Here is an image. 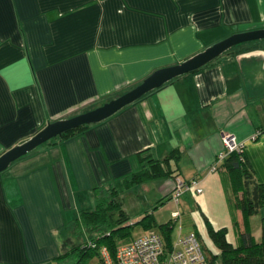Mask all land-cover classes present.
Here are the masks:
<instances>
[{
    "label": "crops",
    "instance_id": "crops-1",
    "mask_svg": "<svg viewBox=\"0 0 264 264\" xmlns=\"http://www.w3.org/2000/svg\"><path fill=\"white\" fill-rule=\"evenodd\" d=\"M261 28L264 0H0V154L46 121L79 114L155 69ZM222 133L242 144L247 169L264 184V39L234 46L10 163L0 172V264H56L81 242L67 247L74 220L94 209L101 190L122 188L140 167L138 153L160 160L173 149L178 178L195 179L199 188L213 174L219 186L225 182L230 202L220 199L219 207L222 216L234 211L226 237L237 245L242 215L232 206L230 175L216 160ZM188 193L204 189L181 195ZM262 217L264 205L246 220L254 242Z\"/></svg>",
    "mask_w": 264,
    "mask_h": 264
},
{
    "label": "trees",
    "instance_id": "trees-1",
    "mask_svg": "<svg viewBox=\"0 0 264 264\" xmlns=\"http://www.w3.org/2000/svg\"><path fill=\"white\" fill-rule=\"evenodd\" d=\"M87 125L77 126L54 138H67L81 131ZM145 151H142V153ZM140 154L141 152L138 153L140 167L123 180V189H130L134 185H139L155 178L169 177L175 180L177 175L170 166V160H176V149L170 150L160 160L152 158L149 153L145 154L144 157H141ZM218 162L222 164L230 175L231 202L232 206L238 209L242 215L243 230L238 233L239 243L232 245L226 239L225 227L213 229L207 225L208 237L217 253H212L211 250L201 246L204 252V264H264V217L260 220V239L258 242L253 241L252 235L246 227L247 218L255 214L264 205V184L257 183L252 178L242 158L241 151H230ZM108 193V200L97 198L93 210L81 212L74 220L73 234L85 229L90 240L86 244L78 243L57 256L56 264H63L70 255L75 256L71 264H85L91 254H96L99 246H106L110 252H113L117 246L113 240V237L116 236L114 233L119 231V235L124 234L122 231L129 227L130 224L127 223L128 216L123 210L122 202L116 190L108 188ZM136 223L141 224L146 231H153L152 228L159 230V233H157L162 238L163 256L167 255L172 248L173 242L170 239L171 224L169 222L157 223L152 217L149 218L148 215L142 216ZM90 244H93V247Z\"/></svg>",
    "mask_w": 264,
    "mask_h": 264
},
{
    "label": "rangeland",
    "instance_id": "rangeland-1",
    "mask_svg": "<svg viewBox=\"0 0 264 264\" xmlns=\"http://www.w3.org/2000/svg\"><path fill=\"white\" fill-rule=\"evenodd\" d=\"M102 103L98 102V104L90 106L88 110L97 107ZM212 176L213 177L200 184L201 189H204L202 195L188 193L187 198L181 195V197L179 196L178 198L177 204H174L173 201L167 199V196L174 186V180L171 178H166L167 181H162V178H155L145 181L143 185H134L128 190L120 188V190L117 191V194L122 202L123 210L128 216L127 223L130 224V226L122 231L124 234L119 235V231L114 233L116 235L113 237L114 243L116 245L126 243L127 241L145 233L146 230L143 226L136 222H138L142 216L148 215L149 218L152 217L156 221L169 222L171 224V240H175L179 235L182 236L192 232L199 239L203 247L212 249L216 252L214 245L208 237L206 226L209 225L213 229L214 227L224 226L227 230L226 235L230 238V229L232 221L234 220V211L229 209L228 214L226 213L225 216H222L220 212L221 208L219 207L220 199L222 200V206H224L223 200L225 198L226 202H230L228 195L229 191L225 190V182L224 184L223 182H220L219 186V183L214 181V174ZM176 178L180 179L178 177ZM108 197V188L101 190L98 195V199L108 200ZM172 211H175L177 215L173 216L171 214ZM182 219L185 221V230L180 231L179 226ZM72 229L74 230V226ZM152 229L159 233L157 228ZM72 235L74 236L70 237L72 243L67 244V247H71L72 244H76L80 241L81 244H86L90 240L87 239L88 237L84 229H81L79 233ZM74 257L75 256L70 255L63 264H71ZM96 261L97 252L96 254H91L85 261V264H94Z\"/></svg>",
    "mask_w": 264,
    "mask_h": 264
},
{
    "label": "water",
    "instance_id": "water-1",
    "mask_svg": "<svg viewBox=\"0 0 264 264\" xmlns=\"http://www.w3.org/2000/svg\"><path fill=\"white\" fill-rule=\"evenodd\" d=\"M264 39V28L231 34L175 64L153 70L139 83L101 105L74 116L46 121V124L31 137L0 154V172L10 163L32 151L45 141L80 125L99 122L122 107L140 99L164 83L182 74L194 71L215 57L244 42Z\"/></svg>",
    "mask_w": 264,
    "mask_h": 264
},
{
    "label": "built area",
    "instance_id": "built-area-1",
    "mask_svg": "<svg viewBox=\"0 0 264 264\" xmlns=\"http://www.w3.org/2000/svg\"><path fill=\"white\" fill-rule=\"evenodd\" d=\"M220 138L223 151L218 154L217 161L230 151H241L242 144L237 142L233 135L222 133ZM213 169L214 167L211 168ZM190 189L195 193L201 192L195 179L183 181L175 178L170 199L177 202L179 196ZM176 215V212L173 213V216ZM90 246L93 247V244ZM94 264H204V252L197 237L193 233H187L177 236L172 242L171 250L163 256L161 236L155 231H146L126 243L117 245L113 252L106 246H99L97 261Z\"/></svg>",
    "mask_w": 264,
    "mask_h": 264
}]
</instances>
